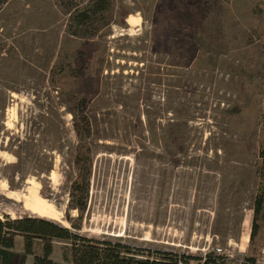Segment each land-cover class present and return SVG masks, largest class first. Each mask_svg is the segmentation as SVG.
<instances>
[{"label":"rangeland","instance_id":"1","mask_svg":"<svg viewBox=\"0 0 264 264\" xmlns=\"http://www.w3.org/2000/svg\"><path fill=\"white\" fill-rule=\"evenodd\" d=\"M88 1L0 5V220L37 217L24 207L33 191L54 209L43 219L87 238L200 259L189 264H242L255 250L264 264V236L249 245L264 0H110L78 19ZM166 38L195 53L166 51ZM85 147L81 212L69 189ZM52 246L70 264L65 243Z\"/></svg>","mask_w":264,"mask_h":264},{"label":"trees","instance_id":"2","mask_svg":"<svg viewBox=\"0 0 264 264\" xmlns=\"http://www.w3.org/2000/svg\"><path fill=\"white\" fill-rule=\"evenodd\" d=\"M4 0H0V5ZM110 6V0H89L77 16L85 20L90 14L106 11ZM176 33L172 32V35ZM183 43V44H182ZM183 45L189 54L193 55L195 50L185 46V41L174 38H166L163 46L166 51L174 46L176 49ZM89 90L90 83L83 84ZM262 126L258 138V160L254 172V185L251 194V233L249 245L256 249L255 236H264V84L262 90ZM90 149L85 147L84 155L78 157L74 166V178L69 189L70 204L73 208L84 211L88 201L89 176L91 174ZM83 158V164H79V158ZM80 217L77 221L80 222ZM74 228L78 227L72 224ZM23 239V251L21 254L15 252V237ZM57 240L65 243L63 257L70 264H189L191 260H200L192 256L180 255L166 251H151L141 248H132L121 242L93 239L81 236L59 224L38 217H23L12 220L5 217L0 220V264H12L20 257V264L26 256L32 255L34 264H60L49 258L52 253V241ZM40 244L41 254L34 252L36 244ZM222 258L208 254L203 264H220ZM242 264H260L257 259V251L253 250L250 256L243 260Z\"/></svg>","mask_w":264,"mask_h":264},{"label":"bare ground","instance_id":"3","mask_svg":"<svg viewBox=\"0 0 264 264\" xmlns=\"http://www.w3.org/2000/svg\"><path fill=\"white\" fill-rule=\"evenodd\" d=\"M137 19L133 16H128L126 19V23L129 27L134 26L135 22ZM153 99H155L153 97ZM201 123H198L195 126L198 127V125ZM9 199H11V196H7ZM24 207L35 214L37 217L41 218H51L50 216L52 215L54 209L50 204L44 203V201L36 195L35 192H29L28 194L24 195ZM247 242V239H245ZM245 242V243H246ZM243 251V249H241Z\"/></svg>","mask_w":264,"mask_h":264},{"label":"built area","instance_id":"4","mask_svg":"<svg viewBox=\"0 0 264 264\" xmlns=\"http://www.w3.org/2000/svg\"><path fill=\"white\" fill-rule=\"evenodd\" d=\"M221 250L220 249H217V253H220ZM202 259V264H203V261L205 260V257L201 258Z\"/></svg>","mask_w":264,"mask_h":264}]
</instances>
